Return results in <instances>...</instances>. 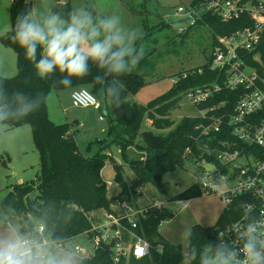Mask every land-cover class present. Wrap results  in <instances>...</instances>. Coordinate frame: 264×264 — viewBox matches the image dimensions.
<instances>
[{
  "label": "trees",
  "instance_id": "1",
  "mask_svg": "<svg viewBox=\"0 0 264 264\" xmlns=\"http://www.w3.org/2000/svg\"><path fill=\"white\" fill-rule=\"evenodd\" d=\"M143 1L148 4L150 0ZM73 10L70 2L63 0H54L51 8L52 13L59 14L65 20L69 18V14ZM24 12L34 13L32 1L13 0L11 27L0 35V42L16 51L18 73L13 77L0 76V87H3L9 96L16 91H23L30 96H43L40 109L29 118L10 119L2 123L8 129L30 124L34 144L40 154V170L36 179L12 184L3 200L4 207H11L15 214L21 217L22 227L25 231L31 232L32 229H35L34 222L30 219L31 215L45 224L46 233L52 239L59 242L69 241L91 228L90 216L93 212L102 208H111L125 196L131 201H136L138 197L136 190L145 183H151L159 191L167 192L164 182L166 173L177 167L185 166L187 160H198L202 157L214 160L213 151L220 146L221 140H235L231 128L227 125L229 123L228 118L225 119L223 132L201 135L197 126L205 123L207 121L205 118L185 116L174 126L175 121L169 114L182 94H186L187 91L213 83L223 85L225 73L220 70H212L210 67L213 59L212 50L217 42L216 38L218 35H229L251 23L248 16L224 22L215 14H203L196 24L185 32L199 24H206L211 28L213 40L207 62L179 73L180 79L173 83L169 90L143 105L129 101V97L146 83L139 70L151 67L149 58L154 54L155 49L145 46V56L136 68L119 77L125 86L123 90L124 103L119 109L112 107L114 117L110 120L108 127L111 140L109 142L100 140L97 152L93 155H86L75 139L76 130L72 128V124L69 122L56 123L49 116L47 105L49 93L53 89L68 88L59 84L62 74L57 72L47 79L39 78L33 62L26 58L24 49L12 40L16 17ZM166 24L163 25L166 26ZM142 40L137 41L138 47H142ZM260 48L263 49L261 56L264 60V39L259 46ZM90 65L92 69L90 74L82 79L73 78V84L70 88L90 85L91 92L96 97L106 95L105 82L95 79L97 75L104 76L103 70L98 69L91 62ZM184 73L187 74L186 77L182 76ZM105 79L111 82L114 77L108 76ZM239 97L238 91L221 89L215 93L211 104L223 100L228 101V103L225 108H217L208 114L220 115L224 111L231 112ZM145 118L150 119L151 124L158 128L171 126L174 128L166 134H155L146 130L141 132V139L138 140L140 126ZM97 141H91L88 148ZM112 143L119 147L124 160L123 163L117 162L112 154L107 153V148ZM132 147L137 148L143 154L147 153L148 156L146 158L131 157L130 149ZM187 148L191 150V153L186 152ZM107 161L114 165L115 180L122 187V191L116 196H110L107 183L102 177V170ZM126 165L135 171L130 189L127 188V183L122 174ZM32 192L36 194V205L32 204L29 197ZM202 194L200 183L197 181L183 192L176 194L175 197L192 199ZM232 210V207H225L212 226L194 225L190 232L189 241H191V245L189 243V249L190 246L200 249L207 243H211L213 248L219 245L221 243L219 234H214V231L231 220L234 214ZM172 215L173 213L167 208H151L145 216H142L139 220L140 227L154 247L148 255L142 258L131 255L124 259L121 264H200L199 256L195 261L191 260L189 249L188 253L184 254L180 244L170 243L161 236L158 230L159 224L163 219ZM158 242L164 244L162 250L156 247ZM77 264H112L111 248L109 245H101L93 255L82 258Z\"/></svg>",
  "mask_w": 264,
  "mask_h": 264
},
{
  "label": "rangeland",
  "instance_id": "2",
  "mask_svg": "<svg viewBox=\"0 0 264 264\" xmlns=\"http://www.w3.org/2000/svg\"><path fill=\"white\" fill-rule=\"evenodd\" d=\"M29 1H32L34 13L39 14V18L54 4V0ZM191 1L150 0L147 4L143 0H69L74 9L83 8L91 12L94 20L118 15L126 31L135 30L137 36H143L142 47L155 49L154 54L149 58L151 67L139 70L144 76L145 85L129 97V101L143 105L169 90L179 73L207 62L213 40L211 28L206 24H199L181 34L178 28L183 25V21L164 18V15L173 12L180 5H188ZM12 2L13 0H0V35L11 27ZM17 73L16 51L0 42V76L13 77ZM82 87L92 91L90 85ZM71 92L72 88H64L53 89L49 93L47 98L49 116L56 123H71L72 128L76 130L75 139L80 149L86 155H93L99 149L100 140L107 142L111 140L108 127L114 113L110 99L106 95L97 96L102 105L100 111L93 107L73 105ZM101 115L104 116L103 120L100 118ZM199 115V109L191 104L185 93L169 114L175 121L174 126L185 116ZM174 126L158 128L151 124L150 119L145 118L140 126L138 140L141 139L143 131L166 134ZM96 140L99 142L88 148V144ZM107 153L112 154L117 162H124L120 149L115 143L107 148ZM130 156L146 158L148 155L132 147ZM213 167L214 164L210 160H187L185 166L177 167L164 175L167 192H161L153 184L145 183L144 192L138 194L136 203L139 207H145L151 203L152 196L166 198L183 192L199 179L205 178ZM39 170L40 154L34 144L31 125L24 124L8 129L6 125L0 124V219H11L20 225L23 224L21 217L15 214L11 207H4L3 200L12 184L36 179ZM122 174L127 188L130 189L135 171L126 165ZM102 177L107 183L110 196L120 194L122 187L115 180V168L110 161H107L103 168ZM110 181L114 183L110 184ZM168 207L173 215L163 219L158 230L165 240L180 244L184 254H187L189 237L185 238L184 233L191 232L194 225H214L226 205L220 194L214 191L203 192L201 196L192 198L186 208H179L176 203H170ZM97 212L101 214L102 210L99 209ZM30 219L34 222V228L41 223L31 215ZM75 242L85 248L83 252H74L78 263L87 255L86 249L91 243L84 236H78Z\"/></svg>",
  "mask_w": 264,
  "mask_h": 264
},
{
  "label": "built area",
  "instance_id": "3",
  "mask_svg": "<svg viewBox=\"0 0 264 264\" xmlns=\"http://www.w3.org/2000/svg\"><path fill=\"white\" fill-rule=\"evenodd\" d=\"M205 13L215 14L224 22L242 16H248L251 21L229 35H218L216 38L210 67L225 73L223 85L213 83L186 92L191 104L199 109V116L207 120L197 126L201 135L223 132L225 119H229L227 125L235 140L220 141V146L213 151L214 160H210L214 164L213 169L198 182L202 192L217 191L226 207H232L234 214L231 220L219 228L218 234L220 240L231 248L240 249L243 240L237 234L244 232V226L252 221L264 226V60L261 56L263 49H259L264 39V0H192L188 5H180L164 15V18L183 21V25L178 28L179 33H183ZM182 76L186 77L187 74ZM179 79L177 75L173 83ZM223 88L238 91L239 99L231 112L209 115V112L217 108H225L228 103L223 100L211 104L215 93ZM71 98L75 106L97 110L102 108L96 95L82 86L72 89ZM100 118L104 119V116ZM186 152L191 153V150L187 148ZM201 159L208 161L206 157ZM222 185L224 188H220ZM143 187L144 184L137 188L138 194L144 192ZM191 200L175 195L166 198L152 196L149 205L139 207L136 201L125 196L111 208H102L101 214L93 212L90 216L91 228L66 242L52 239L46 233L44 223H38L35 229L39 227L45 241L53 243L56 248L76 253L85 251V248L76 243L75 239L78 236L86 237L91 244L83 258L93 255L101 245H109L112 264H121L131 255L136 258L148 255L154 247L140 227L142 216L151 208L170 210V203L186 208ZM156 247L162 250L164 244L158 242ZM238 259L243 262V253Z\"/></svg>",
  "mask_w": 264,
  "mask_h": 264
},
{
  "label": "clouds",
  "instance_id": "4",
  "mask_svg": "<svg viewBox=\"0 0 264 264\" xmlns=\"http://www.w3.org/2000/svg\"><path fill=\"white\" fill-rule=\"evenodd\" d=\"M142 39L135 30L126 31L118 15L94 20L91 12L83 8L71 11L67 20L57 13L42 19L33 12L20 13L12 36L41 79L58 72L62 74L59 84L70 88L73 78L82 79L90 74V62L103 70L104 76L97 75L95 79L105 82V94L114 109L124 103L125 86L119 77L130 73L145 56L146 49L137 46ZM108 76L114 79L108 82ZM42 102L41 95L16 91L9 96L0 87V124L29 118ZM237 235L243 240L240 249L223 241L215 248L207 243L200 249L190 246L189 258L195 261L199 256L200 264H264V226L252 221ZM184 236L188 238L191 233L186 231ZM241 253L245 257L243 262L238 259ZM0 264H77V258L73 251L46 242L39 227L28 232L11 219H0Z\"/></svg>",
  "mask_w": 264,
  "mask_h": 264
},
{
  "label": "water",
  "instance_id": "5",
  "mask_svg": "<svg viewBox=\"0 0 264 264\" xmlns=\"http://www.w3.org/2000/svg\"><path fill=\"white\" fill-rule=\"evenodd\" d=\"M63 1H69V0H63ZM29 197H30V200H31L32 204L33 205H36L37 204V201H36V194H35V192L30 193ZM218 232H219V228H217L214 231V234H218Z\"/></svg>",
  "mask_w": 264,
  "mask_h": 264
},
{
  "label": "crops",
  "instance_id": "6",
  "mask_svg": "<svg viewBox=\"0 0 264 264\" xmlns=\"http://www.w3.org/2000/svg\"><path fill=\"white\" fill-rule=\"evenodd\" d=\"M49 13H51V7L49 8V11L48 12L46 11L41 18H39V14H37V13H36V16H37V18L42 19L44 16L48 15ZM101 110H102V108H101Z\"/></svg>",
  "mask_w": 264,
  "mask_h": 264
}]
</instances>
